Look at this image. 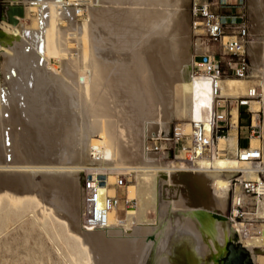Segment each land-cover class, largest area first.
Returning a JSON list of instances; mask_svg holds the SVG:
<instances>
[{
  "label": "bare ground",
  "instance_id": "6f19581e",
  "mask_svg": "<svg viewBox=\"0 0 264 264\" xmlns=\"http://www.w3.org/2000/svg\"><path fill=\"white\" fill-rule=\"evenodd\" d=\"M5 1L8 4L0 24V160L5 155L11 165H18L23 156L40 155L36 152L39 146L33 149L29 137L26 140L14 131L17 125L26 124L44 143V155L47 151L70 165L51 167L49 163L47 171L18 168L20 171L14 172V166L2 164L0 170L6 168L14 176L4 174L5 170L0 173L9 176L0 181L4 186L0 187V223L9 221L10 204L25 203L27 208L25 201H34L36 209L63 222L65 227L59 228L65 229L70 241L86 248L81 252L68 244V255L77 258L76 264H215L209 256L214 251L225 254L229 241L247 249L252 264L264 261V254L253 251L264 249V220L260 219L264 201L259 199L254 211L245 216L254 221L248 224V236L238 234L237 223L222 215L233 172L246 163L234 156L221 159L223 154L198 157L193 165L182 156L165 162L162 148L160 153L147 149L148 139L160 136L166 140L160 133L169 132L178 110L188 120H207L203 88L195 85L189 74V31L181 11L187 0H90L82 24L72 14L70 5L75 0ZM22 2L38 13L37 29L22 23L29 12L26 4L22 9L27 13L22 12ZM261 3L264 11V0ZM252 43L251 48L257 47ZM259 69L249 77H223L219 97L246 98L243 103L257 111V100L247 95L258 85L264 97V68ZM175 89L182 95L179 109ZM212 99L209 94L211 108ZM180 126L191 130V124ZM237 126L238 114L232 128ZM49 131L54 138H48ZM233 135L235 153L238 145ZM250 139L255 146L257 138ZM227 141L228 137L219 136L218 147ZM83 169L86 173L131 175L136 186L127 190L126 196L136 203L124 208L122 216L114 208L104 227L84 229ZM35 176H39L38 183H34ZM37 185L46 194L47 203L37 195ZM100 188L104 195L107 187ZM20 189L25 192L19 193ZM234 191L236 198L237 187Z\"/></svg>",
  "mask_w": 264,
  "mask_h": 264
},
{
  "label": "built area",
  "instance_id": "2783aa9c",
  "mask_svg": "<svg viewBox=\"0 0 264 264\" xmlns=\"http://www.w3.org/2000/svg\"><path fill=\"white\" fill-rule=\"evenodd\" d=\"M89 3L90 0H75L70 5L73 16L77 19L83 17L86 14L85 7ZM216 3V0H190V28L194 48L191 71L194 76L207 80L213 99L211 112L206 121L192 120L191 130L186 134L176 126L173 130L172 144L167 150L173 152L174 158L182 156L189 165H193L198 157L228 153L227 147H218L219 136H226L228 127H232L229 101L219 97L221 80L227 76L244 77L249 71L247 44L251 31L247 17L243 11L234 15L219 14L214 9ZM247 96L257 100V111H252L242 99L234 103L238 112L240 107H246L248 111L246 127L250 130V137L257 138V144L251 146L249 141L247 146L238 147L232 154L239 162L246 164L236 168L231 177V198L227 213L229 218L237 223V233L243 236L251 234L248 224L254 222L246 220L245 216L249 211H254L259 199L264 201V97L257 92L256 87ZM238 128L242 126L238 125L235 130ZM151 140V149L155 152L160 151L159 143L162 137L156 136ZM102 175L85 173L82 176L81 226L86 230L106 226L109 222V213L114 208H118L122 202L125 208L129 207L133 201L127 199V196L122 198L116 191L123 185L122 177H118L111 186L106 184ZM103 185L107 190L101 195L100 187ZM236 187L238 196L234 198ZM110 191L113 193L110 194ZM241 195L248 200L241 199ZM260 219L264 220V208Z\"/></svg>",
  "mask_w": 264,
  "mask_h": 264
},
{
  "label": "rangeland",
  "instance_id": "374dc122",
  "mask_svg": "<svg viewBox=\"0 0 264 264\" xmlns=\"http://www.w3.org/2000/svg\"><path fill=\"white\" fill-rule=\"evenodd\" d=\"M216 1H217V3L214 5V9L219 14H222V15H234V14H237L238 12H240V11H243L245 13V15L247 17V20L249 22L250 31H251L250 39H249V42L247 44V55H248V59H249V71H248V74L246 76L249 77L251 75V73H253L254 71H257L258 68H260L259 70H262L264 68V15H263L264 11L262 9L261 0H216ZM253 2H255V3H253ZM185 3H184L185 5L183 4L181 11L183 13V17L185 18L187 29L189 31V34H188L189 35V59H188V66L190 67V71H189L190 73L189 74L191 75L195 85H197V86L201 85L202 88H203V91H204V94H205V98L207 100V109H208V115H209V112H211V105H210V101H209L210 92H209V89H208V85L206 84L204 79L194 76L192 74V71H191V56H192L194 48H193V40H192V34H191V28H190V0H187ZM7 4L8 3L5 0H0V24H1V21H2L1 20V18H2L1 16H3L4 6L7 5ZM25 4L28 5L29 3H27V2L26 3L25 2L19 3V6L21 7V10H23L22 12H24L26 14L27 11H29L27 13L26 17H24L25 14L23 13L24 14L23 15L24 18L22 20V23L25 24L26 27L30 26L29 29H31V27H32V29L35 30V29L38 28L37 26H39V22H37L38 13L36 11H34L32 8H30L29 7L30 5H28L27 8H26ZM258 6L261 8V10L259 9ZM23 7L26 8L27 11H24L26 9H22ZM258 10H260V11H258ZM35 14H37V17L35 16ZM260 14H261V16H260ZM84 20H85L84 16L80 17L78 19L76 18V21L79 24H82ZM32 21H33V23H32ZM33 26H35V28ZM259 42H260V44H259ZM251 43L252 44L256 43L255 44L257 46V47H255L256 49L255 48H251ZM257 49L259 51V54L257 55L258 57L256 56V53H258V51L255 52ZM260 52H261V54H260ZM258 59H259V61H257ZM51 65L57 67V64L54 62V60H51ZM255 65H257L256 66L257 68L255 67ZM247 77H245V78H247ZM228 78L240 79V78H237L235 76H227L224 79H228ZM245 78H243V79H245ZM256 90H257V92L262 94L261 88L258 85L256 86ZM240 99H246V98H240ZM174 100H176L175 101L176 108L179 109L180 102H182L181 101L182 100V95L180 94L179 89H175L174 90ZM247 100H250V98L247 99ZM228 101H229L228 103L230 104V114H231V120H233V124H235V119L237 118V114H238V119L240 118L241 119V123H242V124L238 123V125L242 126V128H238V130L236 131L232 127L230 128V126H229L228 127L229 131H228V134L226 135V137L234 139L235 136L233 134H236V140H237L238 147L242 148V147H245V146L248 145L249 141L251 140L250 138L252 137V136L250 137V130L246 127L247 124H248V118H247L248 111L246 110V107H240L239 108V112H238L236 103H234L236 101V99H228ZM176 113H177L176 114L177 116L174 117V119L170 123L169 132L167 134H165V131L163 130L162 133H160L162 136H164L166 138V140L162 139L160 141V143H159V147L162 148L163 152H164L163 160L165 162H168L170 160L179 159V156L174 158L173 152L171 150H167V149H169L171 147V144H172L171 137H172L173 130H174L176 124L177 125H179V124L180 125L181 124H189L190 125L191 124V120H188V119L183 118L182 116H180L181 112L179 110L176 111ZM208 115H207V118H208ZM194 120H203V119L198 118V119H194ZM25 125L26 124L17 125L18 128H14V131L17 132V133L23 134V137H25L26 140L29 137L28 141L30 140L29 142L33 146V149L36 148L37 146H39V147H37L38 150L36 149V152L38 154L40 153V155H39L40 157L39 156L38 157L27 156L29 158L28 159L26 156H23L24 158L22 157V159H21V160H23V162L20 161L19 164L17 163L18 165H11V163H10L11 161H9L10 160L9 157L7 158L5 155H3V158L1 157V160H0L1 161L0 162V166L2 164H3L2 167L6 166L9 163L8 164L9 166H14L15 167V168H12L13 170L16 169V170H14V172L18 171V168L19 169L22 168L23 171L24 170H29L28 172H32L30 169H32V170L35 169L33 171H36V170L37 171H42V170L43 171H47L48 168H50V166L51 167L59 166L58 163H64L65 165H70L69 164L70 162L61 160L59 158L56 159V156L49 155V152H47V151H45L46 154L44 155L43 154V152H44L43 150L46 149V147L44 146V143L42 142L41 139H39V140H41V141H39L37 139L38 137H36L33 134V131H32L33 129L28 127L30 125H26V126ZM180 125H179V128H180V131L182 133H184V134L189 133V126H180ZM17 126H15V127H17ZM15 129H18V130H15ZM19 129H20V131H19ZM31 133L33 134V137H32ZM48 133L49 134H47V136H49L48 138H50L51 137L50 135H52V133L50 131ZM52 138H54L53 135H52ZM52 138H51V140H52ZM31 140L34 142V145L32 144ZM40 142H42V143L40 144ZM146 145H147V149L149 151L155 152L154 150L151 149V146H152V140L151 139L147 140ZM7 146H8V144H7ZM43 147L45 149H43ZM222 147H227L228 148V153L225 156H221V157H223L221 159H226V158L233 157V155H232L233 153L229 152V151H233V148L231 146L228 147L227 145H225V146H222ZM156 153H160V152L157 151ZM26 158H27V160H26ZM7 161H9V162H7ZM21 163H23V165ZM25 163H26V165H28L27 167L25 166ZM32 163L34 165L39 163L38 164L39 166L35 165L36 168H34L35 166ZM49 163H52V164H49ZM55 163H56V165H53ZM20 164H21V166H20ZM8 165H7V167H9ZM24 166H25V168H24ZM29 166H30V168H28ZM42 167H45V168H42ZM7 169H8V171L11 170L9 168H7ZM3 170H5V172H3L4 174H6V173L10 174V177L14 176L13 175L14 172H11L13 170L10 171L11 173L6 172V168L3 169ZM2 171L0 170V173ZM23 171L21 170V173ZM85 171H86V169L82 170V172H83L82 176L85 175V173H86ZM3 173L0 174L1 175L0 181L6 180V177H8L7 179H9V176H7V175H6V177L2 176V175H4ZM116 173L117 172L111 173V175L103 174L101 177H102V179H105V180L108 179V181L110 182L109 185H111V186L118 179V177H122V184L123 185L121 187L117 188L116 191H117L119 196L124 198L126 196V191L127 190L132 191V190L135 189V186H136L135 180H134V178L131 175H129L127 173H124V172H118L119 174L118 173L116 174ZM2 177H4V178H2ZM34 179H35L34 183H35V181H36V183H38L39 176H35ZM2 184L0 185L1 190L3 189L2 187H4V186H2ZM80 187L82 188V181H81ZM12 189H14V188L12 187ZM35 191H36L38 196L42 197V199L40 197L39 198L43 201V203H47L48 202V198L46 197V194L44 195V192L42 191V189L40 187H38V185H37ZM18 192L19 193H23L25 191L20 189V191H18ZM109 193L112 194L113 192L110 191ZM43 196L45 197V199H43ZM230 197H231V192H229V194H228V199L229 200H230ZM25 202L29 203V205H27V208L29 206V208H28L29 211L26 210L27 209L26 207H24L25 203L24 204H19V205L10 204L8 208H10L11 210L7 208V211L9 213V215L11 214L10 215L11 217L9 218V221H7L5 224H1L0 223V230L1 229L3 230L2 233H1L2 230L0 231V264H76L77 258L75 256H69L68 255V253H69L68 249H70L68 247V244L72 245V247L74 248L73 250H78L79 251L80 250L79 248H81V250H80L81 252H82V250H84L83 252H85L86 248L83 249V247H80L79 245H75L76 242L74 240L70 241L72 239H69L68 235H67L68 237L66 236V233L64 231L65 229L64 228H59V227L63 226V225H61L63 222H61V223H60V221L58 222V220L54 216H52L50 213L43 214L40 210H38L39 207H37V209H36V207H35L36 204H35L34 201H29V200L27 201L26 200ZM32 203L34 204L35 208L33 207ZM135 203H136V201L133 200L132 202H130V205L132 206ZM30 204H32V206ZM228 204H229V201L227 200L226 208H225V210L222 213V215L224 217H226V216L228 217V215H227V213H228ZM12 207L14 208V212H13V208ZM22 207H24L26 211H24V208H23V211H24L23 212L22 211ZM33 208H34V210H33ZM124 208L125 207H124V204L122 202L121 205L118 207L120 216L123 215ZM15 209H16V211H15ZM38 211L40 212V214H39ZM12 212L14 213V215H12L13 214ZM25 212H27V213H25ZM35 213L36 214L38 213L37 215H39V216L37 217V215ZM16 214H19L20 216L19 215L16 216ZM44 215H47V216H44ZM61 215H64V214H61ZM14 216H15V219H14ZM65 216L63 217V219L65 220L66 223L69 224V221H68L67 218H65ZM39 217H40V219H39ZM46 217H48L49 219L46 218ZM39 220L42 221V222H40ZM51 221H52V223H51ZM54 221H56V223ZM46 223H48V224H46ZM63 227H65V226H63ZM62 231L65 234H63ZM58 232L60 234L59 237L57 235ZM54 245L57 246V247H55ZM75 246H77L79 248H77ZM53 247H55L56 251H55V249H53ZM57 250L58 251L60 250V251L58 252ZM36 251H38V252H36ZM61 252L64 253V254H61ZM30 254L33 255V256H31ZM212 254L213 255L209 256V261L211 263L215 262V264H219L221 262L222 255H218V252H216V251H214ZM28 255L31 256L34 259H32L31 257H28ZM63 255H64V258H63ZM59 258H62V259L60 260ZM69 258H71V260ZM68 260H70V261H68ZM263 263H264V261H261L258 264H263Z\"/></svg>",
  "mask_w": 264,
  "mask_h": 264
},
{
  "label": "water",
  "instance_id": "95a60500",
  "mask_svg": "<svg viewBox=\"0 0 264 264\" xmlns=\"http://www.w3.org/2000/svg\"><path fill=\"white\" fill-rule=\"evenodd\" d=\"M2 17V16H1ZM255 253L264 254V249L255 248ZM220 264H252L250 254L239 242L229 241Z\"/></svg>",
  "mask_w": 264,
  "mask_h": 264
},
{
  "label": "crops",
  "instance_id": "0c3cea01",
  "mask_svg": "<svg viewBox=\"0 0 264 264\" xmlns=\"http://www.w3.org/2000/svg\"><path fill=\"white\" fill-rule=\"evenodd\" d=\"M231 123H232V126H233V128L236 126V119H235V124H233V120H231ZM225 145H227L228 147H232L233 148V150L235 149V137H234V139H231V138H228V141L227 142H225L224 144H223V146H225ZM234 145V146H233ZM230 153H232V151H229ZM231 158H233V157H231Z\"/></svg>",
  "mask_w": 264,
  "mask_h": 264
},
{
  "label": "trees",
  "instance_id": "16d2710c",
  "mask_svg": "<svg viewBox=\"0 0 264 264\" xmlns=\"http://www.w3.org/2000/svg\"><path fill=\"white\" fill-rule=\"evenodd\" d=\"M239 123H240V124H242V123H241V119H240V118H239Z\"/></svg>",
  "mask_w": 264,
  "mask_h": 264
}]
</instances>
